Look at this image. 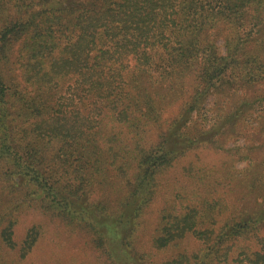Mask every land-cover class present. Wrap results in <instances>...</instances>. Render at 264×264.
Masks as SVG:
<instances>
[{
	"label": "trees",
	"instance_id": "16d2710c",
	"mask_svg": "<svg viewBox=\"0 0 264 264\" xmlns=\"http://www.w3.org/2000/svg\"><path fill=\"white\" fill-rule=\"evenodd\" d=\"M258 73H264V0H0V170L9 178L22 175L10 184L21 191L15 201L85 227L106 264H137L113 252L115 241L100 226L104 210L88 214L83 195L95 174L109 162L119 185L132 187L121 203L129 208L136 196L139 218L155 173L232 121L235 112L221 100L222 91ZM186 77L194 81L182 112L158 138L149 137L162 122L148 88L168 82L173 90ZM210 93L216 94L211 106L205 104ZM251 113L242 110L243 117ZM3 211L0 264H21L42 239V224L34 222L21 236L20 217ZM123 214L115 219L125 226ZM254 215L239 216L235 229L221 235L231 241L254 235L264 245L253 230L264 222V204ZM192 217L165 214L157 243L169 245ZM135 238L124 240L125 256L154 264ZM233 245L224 241L211 259L229 261ZM263 250L238 252L237 264H264Z\"/></svg>",
	"mask_w": 264,
	"mask_h": 264
},
{
	"label": "rangeland",
	"instance_id": "374dc122",
	"mask_svg": "<svg viewBox=\"0 0 264 264\" xmlns=\"http://www.w3.org/2000/svg\"><path fill=\"white\" fill-rule=\"evenodd\" d=\"M221 41L222 39L218 42ZM251 78L253 79L250 81L239 78L235 85L221 93V100L235 112L231 122L218 133L209 131L207 134L210 137H203L206 140L199 146L182 153L172 164H166L155 173L151 200L139 210V218H135L136 196L131 197L129 208L121 203L128 197L132 187L119 185L116 171L110 163H103L105 171L102 175L95 174V182L83 195V199L88 200L85 207L88 205V214L96 217L101 216L100 209L104 210L105 225L99 222L100 226L106 228L110 240L114 239L115 243L111 241L112 250L119 253L124 261L131 260L138 264L142 260L127 258L123 252L124 240L133 233L136 236V248L141 253L146 252L148 262L154 264H237L238 252L247 250L253 254L257 250H263L262 241L254 235L252 238L242 236L238 239L235 238L238 235H234L232 238L236 240L233 241L227 240L225 232L221 235L222 230L235 229L233 224L239 216L254 215L264 204V184L259 185L261 181L264 182V177L259 176L264 170V73L252 75ZM193 81L190 77L183 78L181 85L173 90L168 89V82L162 88H148L159 108V121L162 122V126L150 128L149 137L158 138V132L164 127L168 130L172 121L182 112L190 89H193ZM215 95L210 93L205 104L211 106ZM246 108L252 112V116H242V110ZM192 122L189 121V124ZM112 125V122L108 123L107 131L111 130ZM180 147L179 145L178 148ZM103 154L107 155L108 152ZM2 171L0 170V210H4L7 216L14 214L20 217L17 233L22 236L34 222L42 224V239L28 259L21 260V264L31 263L32 260L36 264H106V257L95 246L85 227L67 222L52 212H45L40 205L31 206L30 201H15L21 191L18 194L10 184L21 182L22 175L14 173L9 178ZM148 183H143V189L148 187ZM255 184L261 189H255ZM18 204L20 207L15 209ZM122 211L124 218L129 220L125 226L115 219ZM83 213L82 217L88 215L83 216ZM170 213H183L184 216L189 213L193 217L188 219L191 223L186 227L189 229L180 228V236L162 247L155 240V235L163 216ZM255 229L259 236L264 237V222L254 224L253 230ZM195 230L203 232L204 237ZM224 241L235 243L230 251V260L221 263L213 261V250L222 246ZM198 252L201 254L198 261L193 260V254ZM178 259L181 262H177Z\"/></svg>",
	"mask_w": 264,
	"mask_h": 264
}]
</instances>
